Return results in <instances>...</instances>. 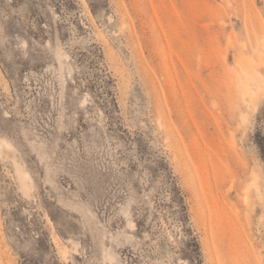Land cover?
<instances>
[{
	"label": "rangeland",
	"instance_id": "obj_1",
	"mask_svg": "<svg viewBox=\"0 0 264 264\" xmlns=\"http://www.w3.org/2000/svg\"><path fill=\"white\" fill-rule=\"evenodd\" d=\"M0 264H264V0H0Z\"/></svg>",
	"mask_w": 264,
	"mask_h": 264
},
{
	"label": "bare ground",
	"instance_id": "obj_2",
	"mask_svg": "<svg viewBox=\"0 0 264 264\" xmlns=\"http://www.w3.org/2000/svg\"><path fill=\"white\" fill-rule=\"evenodd\" d=\"M15 168H16V173L20 181V186L23 193L25 196L27 195L28 192V187H27V181H26V175L22 172L20 166L15 162Z\"/></svg>",
	"mask_w": 264,
	"mask_h": 264
}]
</instances>
